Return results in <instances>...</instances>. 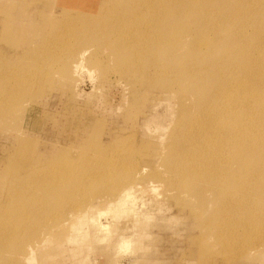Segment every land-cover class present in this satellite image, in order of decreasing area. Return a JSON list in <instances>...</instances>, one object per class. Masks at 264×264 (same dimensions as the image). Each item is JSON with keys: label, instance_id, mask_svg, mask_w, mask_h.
Segmentation results:
<instances>
[{"label": "rangeland", "instance_id": "374dc122", "mask_svg": "<svg viewBox=\"0 0 264 264\" xmlns=\"http://www.w3.org/2000/svg\"><path fill=\"white\" fill-rule=\"evenodd\" d=\"M0 264H264V0H0Z\"/></svg>", "mask_w": 264, "mask_h": 264}, {"label": "bare ground", "instance_id": "6f19581e", "mask_svg": "<svg viewBox=\"0 0 264 264\" xmlns=\"http://www.w3.org/2000/svg\"><path fill=\"white\" fill-rule=\"evenodd\" d=\"M128 241L127 240L125 241V239H124V240H121V242H119V245H118L119 246V251H124V250L126 251L128 248H130L131 241H129L130 243Z\"/></svg>", "mask_w": 264, "mask_h": 264}]
</instances>
